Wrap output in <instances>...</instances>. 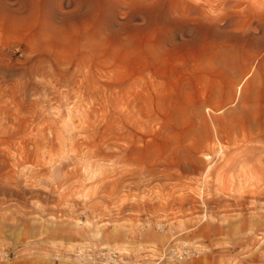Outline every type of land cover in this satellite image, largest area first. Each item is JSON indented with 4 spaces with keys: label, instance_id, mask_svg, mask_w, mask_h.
I'll list each match as a JSON object with an SVG mask.
<instances>
[{
    "label": "rangeland",
    "instance_id": "rangeland-1",
    "mask_svg": "<svg viewBox=\"0 0 264 264\" xmlns=\"http://www.w3.org/2000/svg\"><path fill=\"white\" fill-rule=\"evenodd\" d=\"M259 195L264 0H0V264H264Z\"/></svg>",
    "mask_w": 264,
    "mask_h": 264
},
{
    "label": "built area",
    "instance_id": "built-area-1",
    "mask_svg": "<svg viewBox=\"0 0 264 264\" xmlns=\"http://www.w3.org/2000/svg\"><path fill=\"white\" fill-rule=\"evenodd\" d=\"M125 253H127V251H111V252H106V260H109V262H113L116 261L118 264H120L121 260H123ZM190 253V249L188 248H183V247H173L170 249L169 253L166 254L165 256H163L166 261H163V258L160 257L159 259H154L152 260V262H150L148 259H139L134 257V262L135 264H175L178 261H181L183 259H185ZM148 255L145 254L144 257H147Z\"/></svg>",
    "mask_w": 264,
    "mask_h": 264
},
{
    "label": "bare ground",
    "instance_id": "bare-ground-1",
    "mask_svg": "<svg viewBox=\"0 0 264 264\" xmlns=\"http://www.w3.org/2000/svg\"><path fill=\"white\" fill-rule=\"evenodd\" d=\"M237 120H238V118H237ZM239 121H242V120L240 119ZM239 124H240V123H239ZM234 125H235V124H234ZM239 126H240V125H239ZM262 197H264V195H259L258 198H262ZM236 198L239 200L240 203H242L243 198H241V196L236 197ZM250 205H251V206H250V209H253V208L256 209V208H257V207H256V200H253V199H252V201L250 202ZM55 215H57V214H55ZM65 216H66V215H65ZM38 218H39V217H38ZM263 219H264V216H263V217H260V218H258V219L254 218V219L252 220V222H253V223H254V222H255V223H256V222H257V223H262V222H263V221H262ZM55 222H56V220H55ZM98 228H99V227H98ZM97 233H99V230H97ZM39 234H40V232H39ZM119 250H120V248H119ZM84 254H88V253H87V252L84 253V251H82V250H81V252H78V253H77V255H78L79 257H84V258L91 257V255H86V256H87V257H86V256H84ZM84 264H85V263H84Z\"/></svg>",
    "mask_w": 264,
    "mask_h": 264
}]
</instances>
